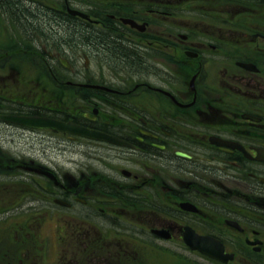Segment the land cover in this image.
<instances>
[{"label":"flooded vegetation","instance_id":"1","mask_svg":"<svg viewBox=\"0 0 264 264\" xmlns=\"http://www.w3.org/2000/svg\"><path fill=\"white\" fill-rule=\"evenodd\" d=\"M99 4L109 7L72 19L0 0V29L13 35L0 46V142L59 143L78 156L62 173L45 150L0 153V231L25 241L8 264H36L41 235L50 264H144L136 258L152 250L170 264H264V0ZM24 14L46 19L43 50H23L19 33L40 27ZM194 237L213 256L186 244Z\"/></svg>","mask_w":264,"mask_h":264},{"label":"rangeland","instance_id":"2","mask_svg":"<svg viewBox=\"0 0 264 264\" xmlns=\"http://www.w3.org/2000/svg\"><path fill=\"white\" fill-rule=\"evenodd\" d=\"M23 1V7L22 10L24 12H60V10L57 9L56 2L62 0H33L37 2H29L27 0ZM100 1H111V0H70V5L73 8L76 9H87L88 8H94L95 6H100L97 2ZM32 16H28L27 18L23 17V25L26 26V23L28 21L29 24L39 25L38 31H35L34 33H30L26 27L25 31L19 33V36H22L24 41V48L23 50L25 52H31L33 45L41 48V50L44 49V41L47 40L44 37L48 35L47 27L45 26L46 19L39 16L38 18H31ZM58 17V14L56 13V18ZM45 26V27H42ZM5 29H0V46H6L7 42L9 41L10 37H13L11 29L8 27ZM62 34V33H61ZM28 36H31V39L34 43L30 42L27 38ZM6 41V42H5ZM31 47V49H29ZM27 55L26 53H24ZM33 60L30 56H24L21 58L18 62L19 64V70L20 73H23V76L25 79L28 77L26 76L29 73V68L31 67ZM0 69V74L1 73ZM2 136V135H0ZM3 139V138H1ZM45 141L40 142H25L23 140L14 139V141H5L1 140L0 142V153L5 154L9 152H19L21 148H27L29 146H32L34 148V152L41 154L43 151H47L46 155L48 158H50L53 163L56 166L57 170H60L62 173L67 172V170L71 167L70 165V159L76 160L78 159V156L71 154L69 155L68 151H62L64 148L63 144L55 143V148L52 150V143L49 142L47 145L50 147L45 146ZM74 210H72L73 212ZM0 227H3V225H0ZM51 228L52 225H50V222H46L43 230L41 233L45 235V238H49L51 240ZM14 241L16 243H11V241ZM34 243L39 246L38 249H36L35 253H37L39 256L35 258L36 264H50L51 259L53 258V247L48 240H44V237L41 235L39 238L34 240ZM25 244V241L18 242L17 238H11L6 233H1L0 231V264H8L9 262H13L16 258V253L19 252V248L22 247V245ZM166 247H170L171 244H165ZM11 254V256H9ZM8 255V256H7ZM111 257V256H110ZM113 260H116V257L112 258ZM122 259V258H121ZM138 261L140 259L143 260L144 264H170L171 259L163 257L160 253L156 254L155 251H150L145 253L143 256L136 258ZM111 260V259H110ZM109 260V261H110ZM127 260V258H126ZM124 260L123 262H125ZM14 263V262H13Z\"/></svg>","mask_w":264,"mask_h":264},{"label":"water","instance_id":"3","mask_svg":"<svg viewBox=\"0 0 264 264\" xmlns=\"http://www.w3.org/2000/svg\"><path fill=\"white\" fill-rule=\"evenodd\" d=\"M65 2L67 0H64ZM66 12L71 16H78L81 18H86V16L81 13L78 10L71 9L68 6L66 7ZM6 121L11 123H16L19 125H25V126H31L36 128H44V129H51L55 132H63V133H72L76 135H81L85 132L84 129L79 128L77 126L71 125L69 123H63L55 120L50 119H44V118H14V117H6ZM89 135V134H88ZM89 137H92V135H89ZM102 138L103 136H97ZM202 239H197V237H194V239L188 238L185 240L186 244L190 245L191 249H198L202 253H205L207 255H211L212 252H210L207 249H202L199 247L198 243L201 242Z\"/></svg>","mask_w":264,"mask_h":264},{"label":"trees","instance_id":"4","mask_svg":"<svg viewBox=\"0 0 264 264\" xmlns=\"http://www.w3.org/2000/svg\"><path fill=\"white\" fill-rule=\"evenodd\" d=\"M56 6H57V9L60 10V12H64V7H63V5L61 4L60 1L56 2ZM23 17L27 18V15L24 14ZM65 23H66V21H65L64 17L58 15V17L56 18V26H57L56 31H57V34H61L62 33L61 35H63L65 33L64 29L59 28V26H62Z\"/></svg>","mask_w":264,"mask_h":264}]
</instances>
